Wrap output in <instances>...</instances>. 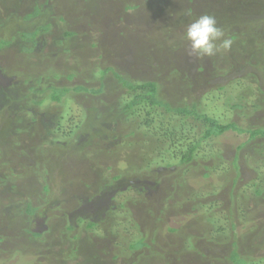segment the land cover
Wrapping results in <instances>:
<instances>
[{
  "label": "rangeland",
  "instance_id": "374dc122",
  "mask_svg": "<svg viewBox=\"0 0 264 264\" xmlns=\"http://www.w3.org/2000/svg\"><path fill=\"white\" fill-rule=\"evenodd\" d=\"M255 1L0 0V264H264L262 140L229 131L169 168L146 113L121 112V78L156 81L173 108L264 129ZM204 14L233 43L196 59L184 35ZM50 83L99 93L60 105Z\"/></svg>",
  "mask_w": 264,
  "mask_h": 264
},
{
  "label": "trees",
  "instance_id": "16d2710c",
  "mask_svg": "<svg viewBox=\"0 0 264 264\" xmlns=\"http://www.w3.org/2000/svg\"><path fill=\"white\" fill-rule=\"evenodd\" d=\"M255 2L256 5L260 7H258V10H261V8L264 9V0H256ZM38 14L39 10L37 9L34 15ZM49 28L50 27L48 26L41 27L39 28V31L45 33L49 31ZM36 34L37 33H23L21 36L23 39H30L35 37ZM67 35H71V33H68ZM2 46V43H0V47ZM109 70L113 71L111 68ZM69 77L72 78V76ZM40 79L41 77H39L37 81H40ZM120 81L130 93L129 98L124 100L121 112H123L125 116H132L136 118H138V116L142 113H146L144 126L151 133H154L155 137H157L158 141H160L158 143L159 147L161 146V148H158L160 151L159 160L166 163L169 168L173 166L178 167L179 169L183 165L194 162L200 151L204 148L205 144H208L213 139L218 138L229 131H233L238 134L249 133L252 141L255 139H259L260 141L262 140L260 145L263 146V148L260 149V146L259 149L260 153H264V129L250 130L241 127L236 122H221L214 117L201 113L198 111L197 106L173 108L170 104L163 102L159 98L160 90L156 81L131 82L122 78ZM45 90L49 92L48 96H50V100L60 105H65L64 103L67 102L68 94H70L71 91L76 93H99V91H89L83 86H75L74 88H59L51 83L44 88V91ZM36 103L40 105L43 102L36 101ZM241 107L242 106H236V108ZM161 108H164L166 113L160 114L158 109ZM153 116L155 118H153ZM154 123L157 125L154 126ZM199 124L202 126L200 127ZM241 147L243 146H240L239 149ZM1 149L2 148L0 147V151ZM256 152L259 151L257 150ZM214 155L216 156L218 154ZM176 160L178 161V166L175 163ZM236 163L237 162L235 161L234 168L238 170L239 167H237ZM156 165L158 166L161 164L158 162ZM214 169L216 168H213V170ZM10 174L14 175L13 172ZM206 176H209V174L207 173ZM182 185L183 184L181 182L180 186ZM256 195H262L261 188L256 190ZM27 212L32 214L34 210L29 206ZM171 231H174V229H171ZM144 246V243L139 241L137 244L133 245L131 249H141ZM230 261L233 264H247V262L236 253L231 255Z\"/></svg>",
  "mask_w": 264,
  "mask_h": 264
},
{
  "label": "clouds",
  "instance_id": "9594fccd",
  "mask_svg": "<svg viewBox=\"0 0 264 264\" xmlns=\"http://www.w3.org/2000/svg\"><path fill=\"white\" fill-rule=\"evenodd\" d=\"M184 38L189 46L188 55L196 59L213 57L221 51H228L233 43L230 38H225V33L218 26L216 18L209 14L201 15L190 22Z\"/></svg>",
  "mask_w": 264,
  "mask_h": 264
}]
</instances>
